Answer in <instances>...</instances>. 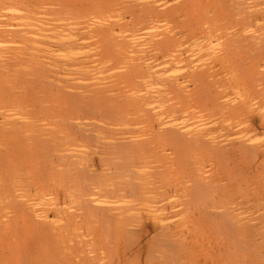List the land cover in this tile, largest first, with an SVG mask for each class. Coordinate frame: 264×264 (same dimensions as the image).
<instances>
[{
    "label": "bare ground",
    "instance_id": "obj_1",
    "mask_svg": "<svg viewBox=\"0 0 264 264\" xmlns=\"http://www.w3.org/2000/svg\"><path fill=\"white\" fill-rule=\"evenodd\" d=\"M0 264H264V0H0Z\"/></svg>",
    "mask_w": 264,
    "mask_h": 264
}]
</instances>
